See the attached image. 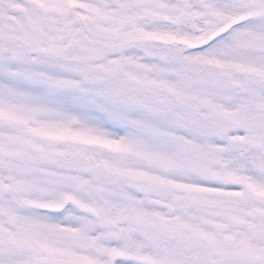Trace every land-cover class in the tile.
Returning a JSON list of instances; mask_svg holds the SVG:
<instances>
[{
  "label": "snow or ice",
  "instance_id": "1",
  "mask_svg": "<svg viewBox=\"0 0 264 264\" xmlns=\"http://www.w3.org/2000/svg\"><path fill=\"white\" fill-rule=\"evenodd\" d=\"M0 264H264V0H0Z\"/></svg>",
  "mask_w": 264,
  "mask_h": 264
}]
</instances>
